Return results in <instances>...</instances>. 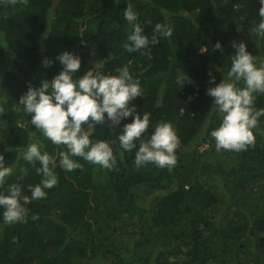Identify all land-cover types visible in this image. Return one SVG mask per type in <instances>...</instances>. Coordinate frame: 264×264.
<instances>
[{
    "label": "trees",
    "instance_id": "trees-1",
    "mask_svg": "<svg viewBox=\"0 0 264 264\" xmlns=\"http://www.w3.org/2000/svg\"><path fill=\"white\" fill-rule=\"evenodd\" d=\"M129 4L146 35L158 22L173 28L171 38L149 49L150 57L123 47ZM258 9V0H0V154L15 165L0 191L18 183L30 196L27 186L40 182L38 162L22 158L28 144L40 140L53 156L65 150L31 126L17 105L29 85L59 73L55 57L62 51L81 58L74 78L95 61L111 75L128 66L143 89L132 102L137 111L151 113L153 124L171 122L180 140L171 171L153 164L136 169L135 149L119 148L121 129L97 125L90 139L115 141L116 167L80 157L74 159L82 169L57 167L58 184L47 197L25 204L26 223L0 218V264H264V117L253 129L254 144L239 152L215 151L208 133L218 127V115L205 132L212 106L208 72L220 82L233 42L264 60V37L254 31ZM217 41L222 50L214 48ZM44 58L55 63L46 68ZM184 73L193 83L183 85ZM255 106L264 108V94Z\"/></svg>",
    "mask_w": 264,
    "mask_h": 264
},
{
    "label": "clouds",
    "instance_id": "clouds-1",
    "mask_svg": "<svg viewBox=\"0 0 264 264\" xmlns=\"http://www.w3.org/2000/svg\"><path fill=\"white\" fill-rule=\"evenodd\" d=\"M15 4L17 0H10ZM259 2V21L254 31L264 37V0ZM167 16V9H161ZM130 32L123 47L128 53L141 52L151 56L149 49L160 43V39L172 37L173 28L167 23H156L152 35L145 34L139 20V12L131 4L123 11ZM146 23L151 24V21ZM236 51L230 56V66L224 72L223 78L216 83V77L209 71L210 86L206 94L212 98L211 110L205 121V132L213 115H218L220 123L208 135L215 142V151L245 150L253 145L255 136L253 129L257 128L260 118L264 117V108L255 106L258 95L264 94V60H258L247 50L244 42H233ZM216 50H222L221 42L214 45ZM206 47L200 51L206 52ZM55 60L62 69L51 80L45 79L39 87L29 85L27 91L19 98L17 105L25 114L30 115V125L34 126L43 137L53 145H64L65 150L58 151L56 156L50 155L46 145L36 140L27 145L22 158L35 166L41 176L39 183L27 186L29 195L23 194V187L18 183L7 186L0 191V218L7 225L26 223L30 214L25 204L30 201L45 199L48 189L58 184L57 167L66 172L82 169L83 165L75 160L80 157L91 164L104 169H114L117 157L114 155L112 143L107 140L90 139L91 130L97 125H107L109 130L121 129L117 140L119 148L131 152L135 149L134 166L139 169L148 164L171 171L176 163V149L179 147V137L168 121L152 123L151 113L138 112L132 103L137 97H143V89L138 78H134L128 66L118 69L117 75L106 74L101 69L102 63L94 62V66L82 76L74 78L81 68V58L74 52L62 51ZM54 60L44 58V67H50ZM220 71V68H217ZM183 85L193 83L185 73ZM243 86H239V85ZM193 97H189L191 101ZM5 113L0 106V114ZM131 118V122L123 121ZM122 125V127H121ZM86 126V127H85ZM152 128L149 134V128ZM36 132V131H34ZM138 142V144H137ZM121 155L123 152L120 153ZM15 165H6L3 154H0V189L5 186L6 179L12 175ZM33 221L39 219L38 214H32Z\"/></svg>",
    "mask_w": 264,
    "mask_h": 264
}]
</instances>
